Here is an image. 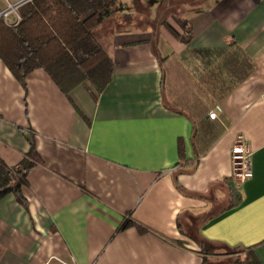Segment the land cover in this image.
<instances>
[{"label": "crops", "instance_id": "crops-1", "mask_svg": "<svg viewBox=\"0 0 264 264\" xmlns=\"http://www.w3.org/2000/svg\"><path fill=\"white\" fill-rule=\"evenodd\" d=\"M18 1L0 0L5 24ZM64 1L79 19L97 12L101 47L111 34V75L98 94L87 81L65 94L38 68L22 87L0 61V159L34 151L22 202L0 198V264H201L200 242L212 263L251 247L264 264V0L170 9L155 44L140 14L124 22L140 0ZM235 136L250 152L241 184Z\"/></svg>", "mask_w": 264, "mask_h": 264}, {"label": "trees", "instance_id": "trees-1", "mask_svg": "<svg viewBox=\"0 0 264 264\" xmlns=\"http://www.w3.org/2000/svg\"><path fill=\"white\" fill-rule=\"evenodd\" d=\"M108 8L113 0H100ZM16 26L5 24L0 18V61L14 79L24 87V78L38 68L52 79L65 94L75 85L87 81L95 94L105 88L111 75V60L94 39L97 12L79 19L64 0H30L17 8ZM172 35L176 32L167 28ZM34 151L31 147L17 167H7L0 159V198L13 194L21 203L20 189L25 174L31 169ZM238 201H240L237 195ZM237 201V202H238ZM129 224L121 223L120 228ZM201 264H215L208 257L214 249L198 243ZM227 259L221 264H258L251 247L225 249Z\"/></svg>", "mask_w": 264, "mask_h": 264}, {"label": "rangeland", "instance_id": "rangeland-1", "mask_svg": "<svg viewBox=\"0 0 264 264\" xmlns=\"http://www.w3.org/2000/svg\"><path fill=\"white\" fill-rule=\"evenodd\" d=\"M147 1L148 0L146 1L140 0L136 6L133 5V2L126 3L127 6L129 7L128 9L129 11L124 12L125 16L123 18L125 24L129 26L128 28H132L134 23L139 21L138 17L140 14V16H142L141 18H143L142 20H144V21H140L141 25L143 26V28H147L148 32L152 34L151 35L152 44H155V38H156L155 36L156 34H158V31L160 29L158 25L159 20H157V18H159L161 15H166V14L169 15V13L171 12L170 9L173 10L172 12H175V10L177 12L178 10V14L186 13V11L189 10V7L192 6V1L197 2V0H151L148 1L151 6V9L148 10L144 5V2ZM140 6L142 7L145 6L146 9L141 8ZM143 16H146V18L144 19ZM109 35L111 34L105 33L104 37L99 40L101 42L102 47L105 50H107L110 46Z\"/></svg>", "mask_w": 264, "mask_h": 264}, {"label": "built area", "instance_id": "built-area-1", "mask_svg": "<svg viewBox=\"0 0 264 264\" xmlns=\"http://www.w3.org/2000/svg\"><path fill=\"white\" fill-rule=\"evenodd\" d=\"M7 14V9L3 10L0 13V16L4 19ZM18 18L16 17V20L14 23H12V26H15L17 23ZM260 95L261 101L264 103V90L261 92ZM216 111L219 110L218 106L215 107ZM207 116L209 119L213 120L215 118V112H208ZM249 146L246 145L245 141L240 136H235L231 149L229 152V160L230 162V172L232 173L231 179L232 181L241 184L246 180L248 175L250 174L249 171Z\"/></svg>", "mask_w": 264, "mask_h": 264}, {"label": "water", "instance_id": "water-1", "mask_svg": "<svg viewBox=\"0 0 264 264\" xmlns=\"http://www.w3.org/2000/svg\"><path fill=\"white\" fill-rule=\"evenodd\" d=\"M27 0H20L18 2H16V4L13 5V8H16L18 5H20L21 3L26 2Z\"/></svg>", "mask_w": 264, "mask_h": 264}]
</instances>
